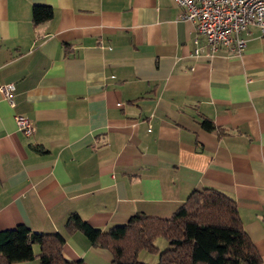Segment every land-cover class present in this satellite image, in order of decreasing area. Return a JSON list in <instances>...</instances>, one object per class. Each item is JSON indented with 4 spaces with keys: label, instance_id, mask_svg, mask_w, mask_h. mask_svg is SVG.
I'll use <instances>...</instances> for the list:
<instances>
[{
    "label": "crops",
    "instance_id": "0c3cea01",
    "mask_svg": "<svg viewBox=\"0 0 264 264\" xmlns=\"http://www.w3.org/2000/svg\"><path fill=\"white\" fill-rule=\"evenodd\" d=\"M34 4L52 16L35 24ZM181 13L174 0H0V85L15 83L14 106L0 92V229L58 231L66 258L110 264L65 230L70 213L105 230L213 187L264 264V34L249 24L240 55L195 56L203 37Z\"/></svg>",
    "mask_w": 264,
    "mask_h": 264
},
{
    "label": "trees",
    "instance_id": "16d2710c",
    "mask_svg": "<svg viewBox=\"0 0 264 264\" xmlns=\"http://www.w3.org/2000/svg\"><path fill=\"white\" fill-rule=\"evenodd\" d=\"M47 4H34L32 20L41 23L52 16ZM202 126L213 130L204 119ZM69 233L81 231L96 247L111 254L110 264H149L140 252L157 253L155 264H260L262 258L242 226L236 202L223 191L194 189L170 216L136 212L126 221L103 230L91 225L77 212L64 223ZM164 238L160 250L155 240ZM65 236L58 231L38 232L23 223L0 229V264H14L37 256L39 264H88L64 256ZM37 245L35 253L33 246Z\"/></svg>",
    "mask_w": 264,
    "mask_h": 264
},
{
    "label": "built area",
    "instance_id": "2783aa9c",
    "mask_svg": "<svg viewBox=\"0 0 264 264\" xmlns=\"http://www.w3.org/2000/svg\"><path fill=\"white\" fill-rule=\"evenodd\" d=\"M182 9L180 18L195 24L203 37L200 44L194 38L193 54L213 55L219 48L225 47L232 55H240L246 44L242 32L247 25L255 24L264 34V0H174ZM14 82L0 85V92L11 106H14L12 91ZM15 123L24 134L30 135L35 126L24 115L15 114Z\"/></svg>",
    "mask_w": 264,
    "mask_h": 264
},
{
    "label": "rangeland",
    "instance_id": "374dc122",
    "mask_svg": "<svg viewBox=\"0 0 264 264\" xmlns=\"http://www.w3.org/2000/svg\"><path fill=\"white\" fill-rule=\"evenodd\" d=\"M155 242L158 245L160 250H163L167 246L166 241L162 237L156 238ZM139 259L149 264H155L158 261V254L142 251L140 252Z\"/></svg>",
    "mask_w": 264,
    "mask_h": 264
}]
</instances>
